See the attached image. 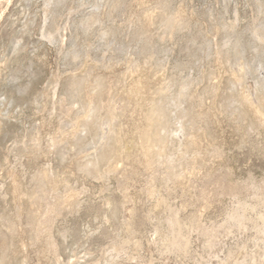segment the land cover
<instances>
[{"label": "rangeland", "instance_id": "374dc122", "mask_svg": "<svg viewBox=\"0 0 264 264\" xmlns=\"http://www.w3.org/2000/svg\"><path fill=\"white\" fill-rule=\"evenodd\" d=\"M0 264H264V0H0Z\"/></svg>", "mask_w": 264, "mask_h": 264}]
</instances>
